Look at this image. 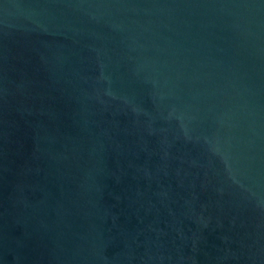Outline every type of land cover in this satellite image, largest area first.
Segmentation results:
<instances>
[{
	"label": "water",
	"instance_id": "obj_1",
	"mask_svg": "<svg viewBox=\"0 0 264 264\" xmlns=\"http://www.w3.org/2000/svg\"><path fill=\"white\" fill-rule=\"evenodd\" d=\"M0 264H264V0H0Z\"/></svg>",
	"mask_w": 264,
	"mask_h": 264
}]
</instances>
